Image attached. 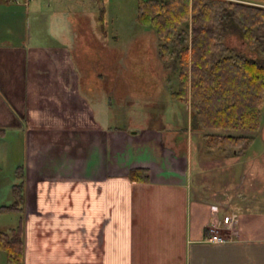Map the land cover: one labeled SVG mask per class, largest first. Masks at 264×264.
I'll list each match as a JSON object with an SVG mask.
<instances>
[{"label":"crops","instance_id":"crops-1","mask_svg":"<svg viewBox=\"0 0 264 264\" xmlns=\"http://www.w3.org/2000/svg\"><path fill=\"white\" fill-rule=\"evenodd\" d=\"M29 1L0 0V169L11 156L25 177L24 211L8 214L0 229L22 220L23 264H264V199L233 209L244 197L228 192L241 183L209 193V185L195 183L203 164L156 112L142 127L118 126L111 98L81 90L90 78L84 55L29 43L27 19L41 10H29ZM105 83L124 96L120 79ZM217 154L220 162L239 155ZM134 168L147 169L148 180H130ZM211 225L231 239L207 242Z\"/></svg>","mask_w":264,"mask_h":264},{"label":"trees","instance_id":"trees-1","mask_svg":"<svg viewBox=\"0 0 264 264\" xmlns=\"http://www.w3.org/2000/svg\"><path fill=\"white\" fill-rule=\"evenodd\" d=\"M93 1L105 28L103 0ZM258 4L264 5V0H139L137 4V21L155 31L159 67L177 84L171 96L189 107L190 130L202 134L208 149L217 148L224 157L242 153L253 140L224 131L261 128L264 6ZM232 40L241 41L245 50ZM21 169L17 168L19 181L12 187L14 200L1 205L0 214L24 211ZM128 177L149 178L144 168L131 169ZM0 252L8 264H23L22 220L0 229Z\"/></svg>","mask_w":264,"mask_h":264},{"label":"rangeland","instance_id":"rangeland-1","mask_svg":"<svg viewBox=\"0 0 264 264\" xmlns=\"http://www.w3.org/2000/svg\"><path fill=\"white\" fill-rule=\"evenodd\" d=\"M138 1L103 0V20L106 25V31H103L100 8L93 0H31L29 10L33 11V7L41 10L31 14V20L27 19L26 33L29 43L36 46L61 45L68 48L77 59L84 55L88 65L84 68V73L90 78H84L81 90L85 96H92L94 100L97 94L94 92L92 95L91 90H100L105 101L111 98L110 102L114 103L116 109L118 126L142 127L139 125L146 123L150 112L154 111L162 116L166 128H178L177 140L180 142L185 139L187 150H193L196 160L203 164L193 174V180L195 183L203 181L209 185L210 188H205L208 193L212 188L217 190L214 187L218 184L224 186L225 182L230 190L231 184L234 183L235 186L239 182L241 186L237 190L228 192V197L233 192L244 197L242 201L234 199L233 209H239L240 203L249 205L250 200L264 199V104L259 130L224 131L253 137L247 149L239 153L234 161H225L220 157L221 162L216 160L212 155H218L219 150L213 148L210 151L202 134L193 132L188 138L186 106L171 96V91L177 88V84L159 67L155 55L157 38L154 29L137 21ZM85 21L90 38L81 35L82 29H87ZM231 42L245 50L241 41ZM109 70L115 73L114 77L109 76ZM110 77L117 82L120 79L121 86L125 88V91L122 90V98L119 97L118 90L116 93L106 91L105 81L109 83ZM123 99L124 108H121L118 104ZM8 144L12 145L10 139ZM1 166L0 206L13 202L12 187L19 181L16 168L11 165V156L3 158ZM2 219L7 223L8 215L1 213L0 220ZM221 232L224 233L222 229ZM0 256L5 258V253L1 252Z\"/></svg>","mask_w":264,"mask_h":264},{"label":"built area","instance_id":"built-area-1","mask_svg":"<svg viewBox=\"0 0 264 264\" xmlns=\"http://www.w3.org/2000/svg\"><path fill=\"white\" fill-rule=\"evenodd\" d=\"M234 222H235V216L232 215L226 220V224L228 228L231 227L234 224ZM206 240L211 244H222L229 241L228 238L224 235V233L221 232V229L218 228L216 225H211L207 227Z\"/></svg>","mask_w":264,"mask_h":264}]
</instances>
